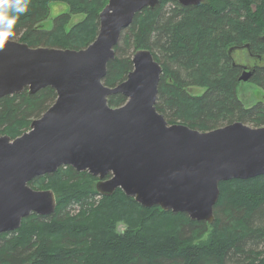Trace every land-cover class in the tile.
<instances>
[{"label": "trees", "instance_id": "obj_1", "mask_svg": "<svg viewBox=\"0 0 264 264\" xmlns=\"http://www.w3.org/2000/svg\"><path fill=\"white\" fill-rule=\"evenodd\" d=\"M51 1L29 0L15 27L17 41L68 49L89 44L107 0H63L70 12L86 17L68 32L63 30L66 14L50 29L36 25ZM263 34L264 0H202L197 5L159 0L155 8L136 13L121 31L103 83L114 86L124 80L134 51L149 49L162 67L155 108L168 124L199 131L235 121L263 126L264 100L244 107L236 95L242 70L232 65L227 52L247 44L251 54L263 56ZM249 81L264 91V58ZM191 86L204 91L190 95ZM55 97L47 86L0 98V135L12 139L27 131ZM124 101L120 93L107 99L112 107ZM96 181L86 171L61 166L28 182L34 189L52 190L55 209L30 214L17 229L1 233L0 264H264V174L220 181L210 224L158 206L144 207L120 189L102 196L92 184ZM119 222L125 224L121 231Z\"/></svg>", "mask_w": 264, "mask_h": 264}, {"label": "water", "instance_id": "obj_2", "mask_svg": "<svg viewBox=\"0 0 264 264\" xmlns=\"http://www.w3.org/2000/svg\"><path fill=\"white\" fill-rule=\"evenodd\" d=\"M158 3L107 0L95 38L80 49L30 47L10 39L0 50V98L47 86L56 94L27 131L12 139L0 135V234L17 229L30 214L54 211L53 191L28 182L61 166L96 177L95 190L102 196L120 189L144 207L185 213L207 224L214 219L220 181L264 174V125L235 121L199 131L168 124L155 108L162 67L149 49L134 51L124 80L103 83L121 31L136 13ZM252 72L244 67L238 79L248 81ZM116 93L124 103L109 106L108 96Z\"/></svg>", "mask_w": 264, "mask_h": 264}, {"label": "rangeland", "instance_id": "obj_3", "mask_svg": "<svg viewBox=\"0 0 264 264\" xmlns=\"http://www.w3.org/2000/svg\"><path fill=\"white\" fill-rule=\"evenodd\" d=\"M47 6H48V10L47 13H45V16L43 17V20L36 24L39 28H44V29L52 28V23L54 22V20L66 14L68 15V17L63 25V30L68 32L74 25H77L79 22H81L83 19L86 18L85 14L81 11L70 12L68 5L63 0H52L51 2L48 3ZM18 37L19 34H14L12 39L17 40ZM244 46L245 45H242L232 50L231 52V59H233L232 65H233V61L239 65L248 67L247 69H250L255 63L259 65H263V60H257L256 58H254V56L250 53V50ZM262 57H264V54ZM249 79L248 81H243L238 79L236 86V95L238 99L242 102L244 107H250L254 105L256 102L264 100V91L262 90V88L258 87L255 83L250 82ZM187 90L190 95H200L204 91V88L191 86ZM247 124H249V126H252L250 125V123ZM94 183L95 182H92V184ZM124 227L125 224H123V222L122 223L119 222L116 225V229L119 231L124 229ZM202 238L205 239L206 234H204Z\"/></svg>", "mask_w": 264, "mask_h": 264}, {"label": "clouds", "instance_id": "obj_4", "mask_svg": "<svg viewBox=\"0 0 264 264\" xmlns=\"http://www.w3.org/2000/svg\"><path fill=\"white\" fill-rule=\"evenodd\" d=\"M29 0H0V50L14 36L18 20L28 11Z\"/></svg>", "mask_w": 264, "mask_h": 264}, {"label": "flooded vegetation", "instance_id": "obj_5", "mask_svg": "<svg viewBox=\"0 0 264 264\" xmlns=\"http://www.w3.org/2000/svg\"><path fill=\"white\" fill-rule=\"evenodd\" d=\"M189 5H193V4H189ZM245 47V46H244ZM248 49V48H247ZM253 55V54H252ZM254 56V58H256L257 60H263L262 58H264V57H262L261 55H253ZM234 62V61H233ZM235 65H239V64H236L235 63ZM258 65L259 64H254L250 69L251 70H253V72H254V70H255V68H256V66L258 67ZM244 67H246V66H242V65H240V68L241 69H243ZM246 68H248V67H246ZM253 72H252V74H253Z\"/></svg>", "mask_w": 264, "mask_h": 264}]
</instances>
